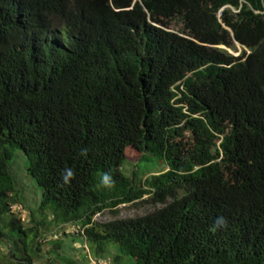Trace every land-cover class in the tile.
Returning <instances> with one entry per match:
<instances>
[{
    "label": "trees",
    "instance_id": "obj_1",
    "mask_svg": "<svg viewBox=\"0 0 264 264\" xmlns=\"http://www.w3.org/2000/svg\"><path fill=\"white\" fill-rule=\"evenodd\" d=\"M16 150L43 197L10 264L46 224L110 264H264V0H0V218ZM60 240L44 264H90Z\"/></svg>",
    "mask_w": 264,
    "mask_h": 264
},
{
    "label": "rangeland",
    "instance_id": "obj_2",
    "mask_svg": "<svg viewBox=\"0 0 264 264\" xmlns=\"http://www.w3.org/2000/svg\"><path fill=\"white\" fill-rule=\"evenodd\" d=\"M174 28L177 29L178 26H174ZM60 35L62 36V34ZM63 36L65 35L63 34ZM218 48L224 49L229 54L235 57H238L242 55L243 53H246L247 55L249 54V52H246V50L239 44H236L235 48H232V49L226 48L224 46H218ZM126 157L128 160H127V163H125L124 165V172L127 175H131L132 171L135 168V165L137 164L139 158L141 157V154H139V152L136 151L135 149L130 148L126 152ZM10 167H11V172L16 181L17 191H19L21 195L22 203L24 206L21 207L20 203L15 204L12 207L10 214L0 218V227L4 228L3 233L7 234V237L9 239L19 240L21 238L24 242H28L29 247L31 248L30 251L32 253V249H34V245H32L33 238H34L33 235H28L27 237L23 235L19 236L20 235L19 229L20 228L27 229L28 227H30L31 223L33 222V219H31V216L32 217L37 216L36 220L40 221L41 217L39 216V214L36 212H35V215L31 214L30 211H38L39 206L42 201V197H43V190L37 185L35 180L29 175L28 160L25 154L23 153V151L21 150L15 151L12 157ZM166 169L167 168L164 164H160L159 167L156 169L155 174L161 173L165 171ZM160 208H161L160 206L149 204V203L148 204L146 203L137 204V205H123L118 208L117 215L113 214L111 211H105L102 214L96 215L93 221L95 223L103 225V224H107L109 222L116 221V220H126V219L142 217L147 214H151ZM51 220L52 218L50 214H47V223L48 222L50 223ZM67 227L69 228H67L66 231H69L71 233H74L75 231L77 232L76 227L74 226L73 227L67 226ZM58 230L59 228L55 224H51V225L46 224L45 226L40 227L39 232L42 233V236L48 238L49 241L43 242L41 241L42 238L37 239V241L42 244H41V247L38 248L39 251L37 252V256L33 255L34 264L51 263L53 256H50L51 255L50 253H52L50 251H52L53 249L55 251L61 250L59 248H56L57 245H53L54 244L53 241L60 240V239L64 240V243L67 244V247L69 246V244L73 246L75 254H77V256H83V257L87 256L89 260L93 259L92 254H91V249L87 244H84L82 246L81 245L82 243L78 242L77 240L75 242H78L79 244L74 245L73 243L69 242L70 241L69 238L71 236H68L63 232H58ZM57 233H59V235H56ZM67 242H69V244ZM1 243L2 245L0 244V264H10L11 254L10 252H8V249L5 246H3L6 243V241H2ZM112 252H115L114 255H116V250L113 246L111 247V253ZM61 255H64L63 252H61ZM123 261L126 264H132V262H130L129 259L127 258H125Z\"/></svg>",
    "mask_w": 264,
    "mask_h": 264
},
{
    "label": "built area",
    "instance_id": "obj_3",
    "mask_svg": "<svg viewBox=\"0 0 264 264\" xmlns=\"http://www.w3.org/2000/svg\"><path fill=\"white\" fill-rule=\"evenodd\" d=\"M90 264H110V261L107 259H103V260L90 259Z\"/></svg>",
    "mask_w": 264,
    "mask_h": 264
},
{
    "label": "clouds",
    "instance_id": "obj_4",
    "mask_svg": "<svg viewBox=\"0 0 264 264\" xmlns=\"http://www.w3.org/2000/svg\"><path fill=\"white\" fill-rule=\"evenodd\" d=\"M67 175H71V173L69 172V173H67ZM107 179H108L107 176H105V182H107Z\"/></svg>",
    "mask_w": 264,
    "mask_h": 264
}]
</instances>
